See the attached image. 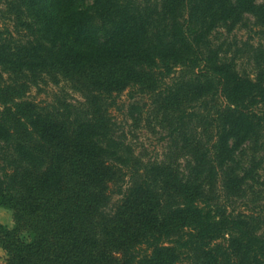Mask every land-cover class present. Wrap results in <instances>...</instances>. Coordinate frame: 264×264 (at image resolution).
Instances as JSON below:
<instances>
[{"label":"trees","instance_id":"trees-1","mask_svg":"<svg viewBox=\"0 0 264 264\" xmlns=\"http://www.w3.org/2000/svg\"><path fill=\"white\" fill-rule=\"evenodd\" d=\"M31 2L40 8L52 46H34L25 58L18 57L20 62L28 59L43 67L51 59L98 101L112 100L114 94L140 84L158 91L160 100L182 91L195 93L196 102L203 98L178 117V124L196 117L194 111L208 104L205 96L211 90L213 96L221 93L227 102L216 110L218 119L209 123L219 137L215 148H227L230 118L235 117L229 123L233 132L239 121L264 132V84L229 76L199 44L204 38L199 25L207 16L250 11L264 17V6L257 8L256 0H236V5L232 0H173L169 13L178 11L182 17V22L174 20L181 44L173 45L174 50L145 44V20L138 23V12L119 0H92L90 5L82 4L84 0ZM3 34L0 30V37ZM179 65L182 76L169 85L166 79ZM189 72L190 79L181 81ZM5 93L0 86L1 96ZM4 103L0 206L13 210L15 220L13 229L0 225L6 264H181L191 261L194 245L214 255L219 264H235L230 242L252 264H264V238L237 229L234 220L221 216L209 199L191 192L182 181L171 180L176 202L165 205L148 178L129 173L131 184L121 204L113 215L106 214L109 185L128 175L99 143L106 109L97 120L74 127L22 103ZM15 152L22 156L18 162L10 159Z\"/></svg>","mask_w":264,"mask_h":264},{"label":"rangeland","instance_id":"rangeland-1","mask_svg":"<svg viewBox=\"0 0 264 264\" xmlns=\"http://www.w3.org/2000/svg\"><path fill=\"white\" fill-rule=\"evenodd\" d=\"M119 1L138 12V23L143 25L145 20L146 32L141 37L145 44L165 50H174L173 45L181 47L178 30L173 26L176 18L182 22V17L178 11L176 15L168 11L173 0ZM91 3L92 0H84L82 4ZM232 4L236 5V0ZM255 5L264 6V0H256ZM263 21L260 12L250 11L224 18L207 16L206 23L199 25L204 34L199 44L206 57L229 76L264 84ZM0 30L4 33L0 37V86L6 89L4 96L0 94L1 111L6 107L4 102L8 106L22 103L24 108L68 120L76 127L97 120L99 113L107 110L99 143L115 155L117 164L128 175L109 185L106 214L113 215L121 204L131 184L130 173L136 178H148L165 205L176 202L171 180L182 181L191 192L209 199L221 216L234 220L237 229L264 238V132L242 121L233 132L229 123L235 117L230 118L225 133L227 148H215L219 137L214 136L216 129L209 123L218 119L216 110L227 102L221 93L220 97L213 96L211 90L205 96L208 104L194 111L196 117L178 124V117L191 112L189 106H197L203 98L196 102L195 93L182 91L169 100H160L158 91L140 84L114 94L112 100L98 101L94 94L65 77L51 64V59L43 62V67L28 59L20 62L32 47L52 46L53 37L46 32L40 8L31 0H0ZM182 68L179 65L176 73L166 79L169 85L179 82ZM191 75L185 74L181 81H187ZM21 157L15 152L10 159L18 162ZM13 167L10 165V170ZM0 225L13 229V210L0 206ZM229 245L235 252V264H252L236 245ZM190 254L191 261L181 264H219L214 255L198 245L192 246ZM6 262L7 253L0 245V264Z\"/></svg>","mask_w":264,"mask_h":264}]
</instances>
